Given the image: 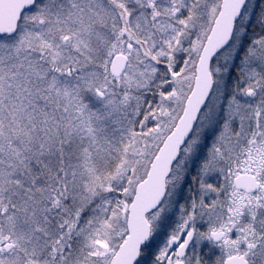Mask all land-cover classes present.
Returning <instances> with one entry per match:
<instances>
[{
	"label": "snow or ice",
	"instance_id": "1",
	"mask_svg": "<svg viewBox=\"0 0 264 264\" xmlns=\"http://www.w3.org/2000/svg\"><path fill=\"white\" fill-rule=\"evenodd\" d=\"M0 264H264V0H0Z\"/></svg>",
	"mask_w": 264,
	"mask_h": 264
}]
</instances>
